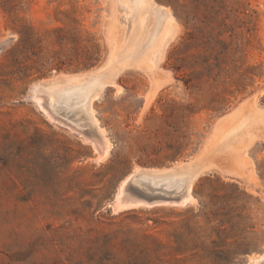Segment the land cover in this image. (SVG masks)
Listing matches in <instances>:
<instances>
[{
    "label": "rangeland",
    "instance_id": "374dc122",
    "mask_svg": "<svg viewBox=\"0 0 264 264\" xmlns=\"http://www.w3.org/2000/svg\"><path fill=\"white\" fill-rule=\"evenodd\" d=\"M134 2L0 0V264H253L264 252V0ZM115 67L118 85L93 102L108 143L82 104L34 93ZM150 169L164 183L138 172Z\"/></svg>",
    "mask_w": 264,
    "mask_h": 264
},
{
    "label": "bare ground",
    "instance_id": "6f19581e",
    "mask_svg": "<svg viewBox=\"0 0 264 264\" xmlns=\"http://www.w3.org/2000/svg\"><path fill=\"white\" fill-rule=\"evenodd\" d=\"M145 3H146V0H135V2H134V4L133 5H135V4H139L141 7H142V10L144 9L143 7L145 6ZM133 5H130L129 6V8H130V10H132V8H133ZM172 17V14L170 13V9H168V7H163V8H161V9H159L158 10V22L159 23H162L164 20H166V19H169V18H171ZM164 39L165 38H156V41H155V43L153 44L154 46H158V45H161L162 43H163V41H164ZM159 47H157V49H158ZM127 58V57H126ZM127 60V59H126ZM117 73V68L115 67L114 69H111V71L109 72V73H107V74H105V75H102V74H100V75H98V77L97 78H95V79H93V80H91L90 82H88L86 85H84V86H81L80 88H78V89H76V90H74V89H64V88H62V87H57V88H52V87H48V86H46V85H43V84H40L39 86H37L35 89H34V93L37 91V90H39V91H41V92H43L44 94H46V93H53L57 98H58V101L59 102H64V101H67L69 104H70V109L72 108H78L79 107V104H82L83 105V107H82V109L83 110H85L83 113H87L88 114V117L90 118V119H86V120H92V122L97 126V131H99V133L100 134H102V135H100L99 137H101L102 136V141H104V142H106V143H108L109 141V139L104 135L105 134V131L103 132V128L99 125V120H98V118H97V116L95 115V111H94V106H93V102H94V100H96L97 98H98V96H99V89L100 88H102V87H105V86H109V85H118V84H116V82H115V80H114V76H115V74ZM66 94V95H65ZM36 95H38V94H36ZM54 95L53 96H50L51 98L52 97H54ZM38 96H40V95H38ZM38 99H39V97H38ZM54 99V98H53ZM52 99V100H53ZM56 99V98H55ZM54 99V100H55ZM35 101V100H34ZM42 100H40V102H41ZM40 102H39V105H41V104H44L43 102H41V104H40ZM52 102H54V101H52ZM65 103V102H64ZM58 104V103H57ZM47 106V105H46ZM55 106V105H54ZM41 107H42V105H41ZM44 107H45V104H44ZM48 107V106H47ZM43 108V107H42ZM44 109V108H43ZM45 109H47L46 107H45ZM50 109V108H49ZM81 109V110H82ZM79 111H80V109H79ZM52 113L51 111H48L47 110V115L49 116L50 114L49 113ZM81 112V111H80ZM60 113V112H59ZM64 113H65V111H64ZM75 113V112H74ZM53 114V113H52ZM76 114V113H75ZM78 114V113H77ZM55 115V114H54ZM56 115H58V114H56ZM66 115H68V114H66ZM83 115V114H82ZM52 116V115H51ZM70 116V115H69ZM76 116V115H75ZM58 117V116H57ZM77 117V116H76ZM82 117H85V116H82ZM86 117H87V115H86ZM51 118V117H50ZM53 118H54V116H53ZM55 118H56V116H55ZM64 118H65V115H64ZM78 118V117H77ZM52 119V118H51ZM59 119H60V117H59ZM57 120V121H60V120ZM68 119V118H67ZM85 119V118H84ZM53 120H56V119H53ZM85 120V121H86ZM67 121V120H66ZM84 121V122H85ZM60 122H63V121H60ZM68 122V121H67ZM74 122V121H73ZM76 122V121H75ZM78 122V121H77ZM77 122H76V125H77ZM82 122H83V119H82ZM83 122V123H84ZM69 123V122H68ZM67 123V124H68ZM82 123V124H83ZM86 123V122H85ZM84 123V124H85ZM90 123H91V121H90ZM79 124V123H78ZM81 124V123H80ZM79 124V125H80ZM87 124V123H86ZM85 124V126H87ZM63 125V124H62ZM94 125V126H95ZM65 126V125H64ZM66 126H68V125H66ZM78 126V125H77ZM84 126V125H83ZM83 126H81L80 125V127H83ZM90 126V125H89ZM95 126V127H96ZM73 127V126H72ZM91 127V130H92V128H93V124H92V126H90ZM89 127V128H90ZM69 128V127H68ZM86 128V127H85ZM89 128H88V130H89ZM70 129V128H69ZM72 129V128H71ZM70 129V130H71ZM74 129H75V127H74ZM76 129H78V127L76 128ZM96 129V128H95ZM82 130V129H81ZM81 130H78L77 132H79L80 131V133H81ZM90 130V131H91ZM84 131H85V129H84ZM97 131L96 132H94V133H97ZM73 132V131H72ZM92 133H93V131H92ZM81 136H82V133L80 134ZM88 135V134H87ZM99 135V134H98ZM86 137H89V135L88 136H85L84 135V138L86 139ZM98 137V138H99ZM90 138H91V133H90V137L88 138L89 140H90ZM96 138V137H95ZM94 138V139H95ZM100 139V138H99ZM100 139V140H101ZM89 140H86V141H89ZM96 140V139H95ZM98 140V139H97ZM97 140H96V142H97ZM102 141L101 142H97V143H102ZM93 142H95V141H92V143ZM91 143V144H92ZM94 144V143H93ZM95 145V144H94ZM101 145V144H100ZM100 145H99V147H100ZM111 144H109V146H110ZM102 146V145H101ZM98 147V148H99ZM108 147V146H107ZM106 147V148H107ZM95 148V147H94ZM97 147L95 148V150L97 149L98 151H99V149H98ZM103 148V147H102ZM97 150H96V152H97ZM109 150V149H108ZM107 150V152H109ZM100 152H102V149L100 150ZM100 152H99V154H100ZM102 153H104V152H102ZM106 153V152H105ZM109 154V153H108ZM107 155V154H106ZM102 156H103V154H102ZM95 157V156H94ZM96 161V160H95ZM194 163H195V165H193V166H188V167H186V170H188V172H189V174H190V179H188V180H184L183 179V185L184 184H188V186L187 187H191V189H192V183H193V181H194V178H196L197 176H198V174H199V172H200V165H199V163L198 162H196V161H194ZM138 168H140V167H138ZM142 170V169H141ZM146 170V169H145ZM147 170H149V168L147 169ZM151 171V172H150ZM150 171H147L148 173H144V174H142L143 173V171H142V173H141V171H139L138 170V172H140V174L141 175H143L142 177L144 178V180H146L145 178H150V180H154L155 182L156 181H158L157 183H159V182H162L163 180V178H165V176H163V173H164V171H155V170H153V169H150ZM136 172V171H135ZM174 174H175V172H173ZM135 174H137V173H135ZM139 174V173H138ZM141 175H140V177H139V179L141 178ZM130 176H131V174H130ZM134 176V175H133ZM132 176V177H133ZM136 176V175H135ZM177 176V175H176ZM159 177V178H158ZM161 177V178H160ZM167 177V176H166ZM171 177H173V176H171ZM130 178L131 177H129V180H130ZM170 178V177H169ZM175 178V177H174ZM181 178V177H180ZM171 179V178H170ZM148 180V179H147ZM165 180V179H164ZM180 180V179H179ZM178 180V181H179ZM125 181H127L126 179H125ZM174 181V180H173ZM130 182V181H129ZM166 182V181H165ZM168 182V181H167ZM176 182H177V180H176ZM124 183V181L122 182V184ZM162 183H164V182H162ZM178 183V182H177ZM182 183V182H181ZM125 184V183H124ZM123 184V185H124ZM142 184V183H141ZM153 184V183H152ZM131 185V184H130ZM130 185H128V186H130ZM180 185V184H179ZM178 185V186H179ZM127 186V187H128ZM136 186V185H135ZM154 186V185H153ZM158 186V185H157ZM156 186V187H157ZM168 186H177V184L176 185H170V184H168ZM140 187H142V186H140ZM125 188H126V186H125ZM159 188V187H158ZM173 188V187H172ZM172 188H170V189H172ZM175 188V187H174ZM185 189H186V187H184ZM121 189V188H120ZM127 189V188H126ZM125 189V191H127ZM177 190H180V189H178V187L176 188ZM184 189V190H185ZM161 190V189H160ZM167 190V189H166ZM182 190H183V188H182ZM149 191H152V190H149ZM159 191V190H158ZM157 191V192H158ZM188 191V190H187ZM187 191H186V193H187ZM120 192L122 193V195H123V190H120ZM129 193V195H131L130 194V191H128ZM147 192H148V190H147ZM118 193V192H117ZM121 193L119 194V195H121ZM124 193H126L127 194V192H124ZM145 193V192H144ZM153 193V192H152ZM182 193V192H181ZM191 193V192H190ZM159 194V193H158ZM161 194V193H160ZM168 194H171V193H168ZM167 194V195H168ZM175 194V193H174ZM188 194H189V192H188ZM192 194V193H191ZM118 195V194H117ZM116 195V196H117ZM165 194L163 193V196H164ZM172 195H173V193H172ZM183 194H181L180 195V197L182 196ZM178 196V195H177ZM118 197V196H117ZM117 197H116V199H117ZM120 197V196H119ZM123 197H124V195H123ZM132 197V198H131ZM135 197V196H134ZM132 195L130 196V198L131 199H133L134 198ZM172 197V196H171ZM184 197V196H183ZM193 197V196H192ZM122 198V197H121ZM138 198V197H137ZM136 197H135V199H137ZM185 198V197H184ZM190 198H191V196H190ZM194 198V197H193ZM115 199V200H116ZM120 199V198H119ZM134 199V200H135ZM142 199V198H141ZM192 199V198H191ZM122 200H124V198L122 199ZM130 200V199H129ZM155 200V199H154ZM159 199H157V201H158ZM182 202H183V199H180ZM127 201V199L125 200V202ZM131 201V200H130ZM139 201H140V199H139ZM165 201H170L171 202V200H166L165 199ZM174 201V200H173ZM180 201V202H181ZM192 201V200H191ZM119 202H121V201H119ZM118 202V203H119ZM123 202V201H122ZM135 201H133V203H134ZM151 202V201H150ZM156 202V201H155ZM158 202H160V200L158 201ZM157 202V203H158ZM177 201L175 200V203H176ZM179 202V201H178ZM187 202V201H186ZM117 203V202H116ZM132 203V204H133ZM143 203H144V201H143ZM154 203V202H153ZM168 203V202H167ZM120 204V203H119ZM122 204V203H121ZM120 204V206H123V205H121ZM127 204V203H126ZM136 204V203H135ZM171 204V203H170ZM173 204V203H172ZM117 205V204H116ZM131 205V204H130ZM141 205H145V204H141ZM140 205V206H141ZM162 205V204H161ZM167 205V204H166ZM118 206V205H117ZM116 206V207H117ZM124 206H127V208H128V205H124ZM123 206V207H124ZM137 206V205H136ZM147 206V205H146ZM115 207V206H114ZM131 207V206H130ZM133 207V206H132ZM137 207H139V206H137ZM122 208V207H121ZM126 208V207H125ZM126 208V209H127ZM115 209H117V208H115ZM124 210V209H123ZM255 260H254V263L253 264H264V252L262 253V254H260V255H258V256H255V258H254Z\"/></svg>",
    "mask_w": 264,
    "mask_h": 264
}]
</instances>
